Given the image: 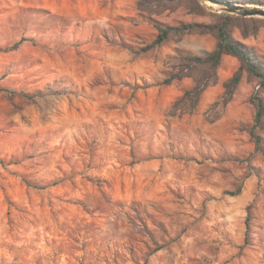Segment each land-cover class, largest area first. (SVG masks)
<instances>
[{"label":"rangeland","instance_id":"obj_1","mask_svg":"<svg viewBox=\"0 0 264 264\" xmlns=\"http://www.w3.org/2000/svg\"><path fill=\"white\" fill-rule=\"evenodd\" d=\"M199 1L0 0V264H264L258 80L186 60L212 33L142 50L226 13ZM257 24L231 32L264 58Z\"/></svg>","mask_w":264,"mask_h":264},{"label":"trees","instance_id":"obj_2","mask_svg":"<svg viewBox=\"0 0 264 264\" xmlns=\"http://www.w3.org/2000/svg\"><path fill=\"white\" fill-rule=\"evenodd\" d=\"M156 1L160 3L175 0ZM191 1L194 2V4L192 5V7L190 6L189 9H192L194 11L202 10L203 7L199 0ZM169 8L170 7H168L167 9ZM248 21L252 23L253 30H256L258 25L257 23L263 22L264 19L222 13L219 20L212 23L181 22L178 25H165L158 21H154V26L157 28L158 34L156 38L151 43L143 47L142 50L146 51L152 47L160 45L168 39L172 32H177L178 34L186 32H199L212 33L213 35H215L217 43L215 48L211 52H209L205 56H188L186 57V60L191 61L196 65H206L210 68L216 69L220 65L224 55H232L237 57L241 62L240 67L235 72V74L225 83V87L227 89L229 97L231 96L233 89L240 82L241 72L243 69H246L249 74H251L258 80L259 90L253 97V101L256 105V113L254 118V125L250 130V134L255 138L256 143L259 144L261 141V137L259 135H256L255 131L257 128L264 129V99L260 94L261 92H264V58L259 53H257L253 47H250L244 42L236 39L231 32L234 26H238L242 29L243 35L248 36V34H250L251 32L250 29L245 28V24ZM177 79H181V76L177 77ZM206 86L207 84L202 86L201 81H196L195 85L192 88L185 90L184 93L175 101V103L173 104V109L175 110V108H178L179 105L185 106L189 103H192L193 108H195Z\"/></svg>","mask_w":264,"mask_h":264},{"label":"water","instance_id":"obj_3","mask_svg":"<svg viewBox=\"0 0 264 264\" xmlns=\"http://www.w3.org/2000/svg\"><path fill=\"white\" fill-rule=\"evenodd\" d=\"M206 2V0H202ZM217 4L220 11L229 14H236L245 17H261L264 18V6L253 3H243L240 1L232 0H209Z\"/></svg>","mask_w":264,"mask_h":264},{"label":"bare ground","instance_id":"obj_4","mask_svg":"<svg viewBox=\"0 0 264 264\" xmlns=\"http://www.w3.org/2000/svg\"><path fill=\"white\" fill-rule=\"evenodd\" d=\"M206 3H207L208 5H210V6L218 7L217 4H214V3H212V2L209 1V0H206Z\"/></svg>","mask_w":264,"mask_h":264}]
</instances>
